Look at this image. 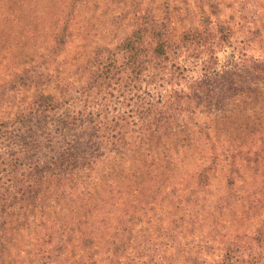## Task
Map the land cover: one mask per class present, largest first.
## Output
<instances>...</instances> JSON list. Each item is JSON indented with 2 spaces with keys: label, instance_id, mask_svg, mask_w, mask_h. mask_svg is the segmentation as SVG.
I'll return each instance as SVG.
<instances>
[{
  "label": "trees",
  "instance_id": "1",
  "mask_svg": "<svg viewBox=\"0 0 264 264\" xmlns=\"http://www.w3.org/2000/svg\"><path fill=\"white\" fill-rule=\"evenodd\" d=\"M17 5L25 8L21 17L55 15L54 0H17ZM71 18L58 19L53 43L43 55L45 64L34 61L22 72L15 68L3 85L8 96L0 88V264H173L159 253L176 245L171 225L159 227L163 240L154 242L151 251L153 241L136 228L139 217L124 215L105 240L96 230H80L86 254L71 257L75 239L73 233H64L72 228L60 212L81 193L89 199L102 191L114 193L121 182L142 175L159 153L164 161L175 156L184 160L200 132L193 128L200 127L196 118L214 90L203 79L187 75L178 55L170 59L181 39L156 20L137 25L113 46L91 50L81 88L57 85L50 64L70 41ZM203 24L204 29L187 33V40L203 46L202 51L196 48L199 52L216 57L210 23ZM27 91L30 95L23 94ZM5 101L12 108L7 114L1 112ZM162 171L166 178L158 181V196L184 209L182 215L174 213L175 226L195 221L190 213L198 199L194 194L209 190L210 167H203L184 192L167 188L174 176L168 165ZM104 200L91 206L93 211ZM248 238L264 242V224ZM251 248L227 242L211 264H252Z\"/></svg>",
  "mask_w": 264,
  "mask_h": 264
},
{
  "label": "rangeland",
  "instance_id": "2",
  "mask_svg": "<svg viewBox=\"0 0 264 264\" xmlns=\"http://www.w3.org/2000/svg\"><path fill=\"white\" fill-rule=\"evenodd\" d=\"M54 3L53 17H21L25 8L18 6L17 0H0V88L6 90L7 96L9 90L3 85L14 69L22 72L34 61L45 64L43 55L53 43L58 19L71 17L70 41L50 64L57 85L72 83L73 88H81L86 81L83 64L91 50L99 45L113 46L137 25L156 20L181 39L170 59L178 55L176 60L188 68L187 75L203 79L214 90L196 118L204 129L193 126L200 132L187 146L184 160L175 156L172 162L164 161L159 153L157 161L142 175L134 182H121L114 193L102 191L91 199L81 193L64 204L60 217L72 228L64 233H73L75 239L69 247L71 257L86 254L79 242L80 230L91 228L105 240L117 229L119 215H124L139 217L136 228H142L140 233L153 241L151 251L154 242L163 240L158 236L159 227L171 225L176 245L159 253L167 261L172 258L173 264L214 263L222 256L226 243L232 241L252 247V264H264V242L248 238L264 224V0ZM204 22L210 23L214 34L216 57L199 52L203 46L187 40V33L194 28L204 29ZM57 89L53 92L57 93ZM23 94L30 95L28 91ZM3 105L1 112L11 111L8 102ZM166 165L174 176L167 188L177 187L179 192L189 191L202 168L210 167L209 190L194 194L198 199L190 213L195 221L175 226L174 213L182 215L184 209H176L158 196V181L166 178L162 171ZM102 198L105 203L93 211L91 206L102 204ZM89 209L92 210L88 212ZM40 219L38 216L36 223ZM37 231L43 232L40 224Z\"/></svg>",
  "mask_w": 264,
  "mask_h": 264
}]
</instances>
